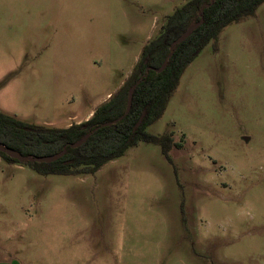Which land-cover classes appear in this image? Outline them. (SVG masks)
I'll return each mask as SVG.
<instances>
[{
  "label": "rangeland",
  "instance_id": "1",
  "mask_svg": "<svg viewBox=\"0 0 264 264\" xmlns=\"http://www.w3.org/2000/svg\"><path fill=\"white\" fill-rule=\"evenodd\" d=\"M185 0H0V110L68 128L122 87ZM141 142L96 174L0 158L8 264H264V4L209 43Z\"/></svg>",
  "mask_w": 264,
  "mask_h": 264
},
{
  "label": "trees",
  "instance_id": "2",
  "mask_svg": "<svg viewBox=\"0 0 264 264\" xmlns=\"http://www.w3.org/2000/svg\"><path fill=\"white\" fill-rule=\"evenodd\" d=\"M263 4L264 0H185V4L168 17L158 38L144 48L122 87L89 120L68 128L44 127L0 110V144L33 158L57 155L65 149V155L53 163L34 160L26 163L42 176L96 174L105 164L123 157L141 142L159 146L169 159L173 149L183 148V139L177 143L173 134L153 136L147 129L163 117L182 76L204 48L214 42L218 50L222 32L254 17ZM200 12L203 24L175 47L169 59L173 43L200 21ZM164 63L166 68L159 72ZM14 76L9 74L0 82V91ZM137 83L131 110L126 114L129 92ZM142 117L141 125L137 126ZM106 123L112 125L101 127ZM87 135L90 137L82 146L71 148ZM0 158L9 163H21L2 152Z\"/></svg>",
  "mask_w": 264,
  "mask_h": 264
},
{
  "label": "water",
  "instance_id": "3",
  "mask_svg": "<svg viewBox=\"0 0 264 264\" xmlns=\"http://www.w3.org/2000/svg\"><path fill=\"white\" fill-rule=\"evenodd\" d=\"M199 16H200V21L198 23L192 25L191 27H189L188 30L179 39H177L173 43V45L171 47V53H170V55L168 57L169 59L172 57V55L174 53V50H175V47L178 46L179 44L183 43L187 38H189L191 36V34L193 32H195L196 30H198L201 27V25L203 24V21H204L203 15H202L201 12L199 13ZM166 65L167 64L164 63L163 66L161 67V69L159 70V72H162L166 68ZM137 85H138V83L129 92V99H128V105H127L126 114H129V112L131 110L132 103H133V96H134V92H135V89H136ZM101 106H103V105H101ZM101 106H99L97 108V110ZM143 117H144V115H143ZM143 117L141 118V121L138 123L137 126L141 125ZM117 122L118 121H114V123H117ZM110 125H112V123L103 124L101 127H107V126H110ZM101 127H99V128H101ZM99 128L95 129L92 133H95ZM89 137H90V135H87L85 138H83L82 140H80L76 144L71 145V148L72 149H76V148L82 146L88 140ZM0 152L6 153L11 159L19 161V162H21L23 164H26L28 162H32L33 160L35 162H37V163H48L49 164V163H53V162L57 161L58 159L62 158L65 155L66 150L64 149L60 154L53 155V156L33 158V157H25L21 153H19L18 151L13 150V149L8 148V147H5V146L0 144Z\"/></svg>",
  "mask_w": 264,
  "mask_h": 264
},
{
  "label": "crops",
  "instance_id": "4",
  "mask_svg": "<svg viewBox=\"0 0 264 264\" xmlns=\"http://www.w3.org/2000/svg\"><path fill=\"white\" fill-rule=\"evenodd\" d=\"M93 114H94V113H92V114L87 118V120H89V119L93 116ZM87 120H86V121H87ZM0 264H8V262H7V261H4V260H2V261L0 260Z\"/></svg>",
  "mask_w": 264,
  "mask_h": 264
}]
</instances>
